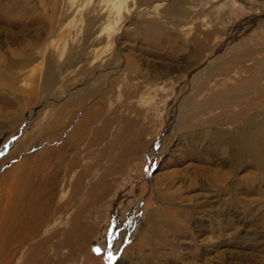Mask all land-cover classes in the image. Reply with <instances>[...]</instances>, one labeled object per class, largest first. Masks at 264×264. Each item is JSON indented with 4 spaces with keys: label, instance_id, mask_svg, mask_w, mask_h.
I'll return each instance as SVG.
<instances>
[{
    "label": "rangeland",
    "instance_id": "374dc122",
    "mask_svg": "<svg viewBox=\"0 0 264 264\" xmlns=\"http://www.w3.org/2000/svg\"><path fill=\"white\" fill-rule=\"evenodd\" d=\"M111 263L264 264V0H0V264Z\"/></svg>",
    "mask_w": 264,
    "mask_h": 264
},
{
    "label": "bare ground",
    "instance_id": "6f19581e",
    "mask_svg": "<svg viewBox=\"0 0 264 264\" xmlns=\"http://www.w3.org/2000/svg\"><path fill=\"white\" fill-rule=\"evenodd\" d=\"M126 0H113V7H115V13L119 14L121 11V7L124 5ZM108 27V26H106ZM105 27V28H106ZM113 260V259H112ZM112 262V261H111ZM112 264V263H111Z\"/></svg>",
    "mask_w": 264,
    "mask_h": 264
},
{
    "label": "snow or ice",
    "instance_id": "6c2138e0",
    "mask_svg": "<svg viewBox=\"0 0 264 264\" xmlns=\"http://www.w3.org/2000/svg\"><path fill=\"white\" fill-rule=\"evenodd\" d=\"M109 259H111V256L109 257Z\"/></svg>",
    "mask_w": 264,
    "mask_h": 264
}]
</instances>
